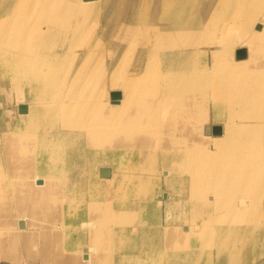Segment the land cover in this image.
<instances>
[{
  "label": "bare ground",
  "instance_id": "6f19581e",
  "mask_svg": "<svg viewBox=\"0 0 264 264\" xmlns=\"http://www.w3.org/2000/svg\"><path fill=\"white\" fill-rule=\"evenodd\" d=\"M104 1L110 3L108 16L119 20L107 31L105 66L101 54L87 78L84 66L68 65L64 89L54 95L52 81L61 77L48 70V56L60 66L63 60L91 58L98 49L90 43L91 24H83L82 35L65 49H53L80 27L83 16L76 8L82 0H0V94L9 97L0 114L8 129L0 138L8 141L0 143L11 154L0 151V186L15 191L16 202L38 201L47 221L55 215L53 226L73 224L81 242L90 232L91 264H103L101 252L110 251L106 238L117 236L129 245L128 226L150 218L162 227L160 235L169 232L168 245L180 242L179 232L164 228L161 217L173 226L189 221L180 228L188 242L207 233L211 223H226V230H210L216 256L220 263L236 257L224 232L237 231L252 215L264 217L253 210L264 196V0H210L200 13H193L198 0H153L151 16L142 4L146 20L137 16L142 0ZM138 31L136 47L128 41ZM241 48L246 55L237 58ZM112 91L120 96L113 99ZM217 124L221 134L211 135ZM151 143L159 145L158 152ZM92 144L120 149L96 153L87 149ZM60 152L68 153L71 167L60 165ZM109 159L120 170L101 163ZM100 167L110 174L101 176ZM184 185L188 197L179 196ZM84 191L89 201H75L85 199ZM253 224L264 230V222ZM251 240L244 264H253ZM62 246L74 245L68 240ZM145 255L125 252L116 260L133 264ZM84 259L78 253L77 260Z\"/></svg>",
  "mask_w": 264,
  "mask_h": 264
},
{
  "label": "rangeland",
  "instance_id": "374dc122",
  "mask_svg": "<svg viewBox=\"0 0 264 264\" xmlns=\"http://www.w3.org/2000/svg\"><path fill=\"white\" fill-rule=\"evenodd\" d=\"M209 1L210 0H198V2L196 1V5H194L193 7V13L194 12L200 13L199 8L205 5L206 3H208ZM107 2L108 1H104V0L103 1L82 0L81 5H79L76 8V13L78 15L80 14L83 16V18L80 19V27L77 28L76 26L74 30L75 32L74 31H73L74 33L70 32L68 41L66 43L62 42L61 46L56 44L55 45L56 47H54L53 49L54 50L65 49V47L68 44H70L71 41L75 42L79 38V36L82 35L84 31L83 28L85 27L86 24L88 25L91 24L93 26L94 31L90 35L92 37H89L91 38L90 43H96L98 49L92 51L91 58H85L83 52H79L81 53L80 55H83L82 60L80 61L67 60L66 62L63 60V63L60 66H57L56 64L52 63L51 55H49L48 70L54 71L55 75H59V77H61L57 81H52L53 87L56 84L57 85L52 89L51 94L60 95L61 92L63 91L64 86L66 84V81H64L66 77L62 73L65 70V68H68L67 67L68 65H70L72 68L75 69L84 66L85 71L82 72H85L87 78L93 77L92 68L97 62L98 58L101 56V54H103V58H104L103 66H105L108 58L106 59L104 52L102 51L104 50L103 48H105L109 44L111 38L110 34L107 35V31H112L111 28L114 25H117L119 22V20L117 19L118 17L108 16L109 11L107 10V8H109L110 3L108 2V4H105ZM114 3L115 2H113L112 5H114ZM142 4L146 6L149 5V15L151 16L154 9L153 0H149V1L142 0L140 5ZM144 5L140 6V12L137 15L138 19H145L144 16L141 15L142 13L141 11H143ZM149 15L146 16L147 19L150 17ZM126 16H130V14L128 13ZM83 24L84 26L83 28H81ZM130 33L133 32L130 31ZM138 36L141 37L139 31L136 32V34L133 36V40H129L128 43L135 44V46L137 47L140 42ZM60 41L62 40L57 39L54 42H60ZM117 88H121V86L119 85L117 86ZM0 97H1L0 98V114H1L3 105L9 103V97L7 92L3 93V95L0 94ZM3 115H5L7 118V116L9 115L7 110ZM39 115L42 116L43 115L42 112L39 111ZM4 121L5 119H3V116L0 115V131H1L0 133L1 134L5 133L8 136V129H5ZM209 122L210 123L213 122L212 117L209 118ZM60 128H62V126H60ZM63 128L66 129L68 127L63 126ZM38 133L40 134V130L39 129L35 130L34 133L35 134L34 138L36 139L35 142L38 139L39 136ZM211 135H212V131H211ZM159 137L162 138L161 136H158V138ZM204 138H206L205 139L206 141L209 140L208 137H204ZM2 141H8V137L5 136L3 137V139L0 138V142ZM46 142L48 143L49 141ZM82 144L84 145L83 141ZM3 145L4 143H0V151L2 152V150H4V152L7 153V156L11 155L8 148H6L5 146L2 147ZM85 146L86 145H84V147ZM150 146L154 148V150H157L156 152H158L160 148L159 145H157V143L156 144L151 143ZM87 149L88 151L90 150L96 153H103V151L104 152L107 151L109 154V153H115V151H119L120 148L112 147V146L98 147L95 144H92V146L90 145L89 147H87ZM56 156L57 159H59L60 161L59 163L62 167H68V166L71 167L74 163L68 160L69 155L66 152H60L56 154ZM34 158L36 159L37 157ZM127 159H128V154L126 155V159H123L124 164H127L129 162ZM101 163L111 165L114 167V169L120 170L117 167V165H119L118 162L115 161L114 159L112 160L109 159V161L101 162ZM5 165L7 169L9 166L8 159L6 160ZM158 173L161 179V188L162 190H164L165 189V184L163 181L164 174L161 173L160 169L158 170ZM71 175L72 177L78 176L75 173H72ZM13 177L15 176L13 175ZM187 186L188 185H184L182 192L181 194H179V196L181 195L183 197L189 196L190 188L189 186L188 187ZM84 192H86L84 194L85 199H76L75 201L77 202L83 200L85 202L89 201V193L87 191ZM16 199L17 196L15 194V191L7 190L6 192H4L2 186H0V264H91L92 252L90 248L92 246V241H91L92 234L90 232L84 238L85 241L81 242L79 240L80 235L78 233V230L75 226H73V224L72 226L64 227L62 226L63 224L61 225L62 222L61 221L58 222L57 226H53L55 215L50 214L49 220L47 221L46 210L44 211L43 214H41L40 203L38 201L24 200L22 202H16ZM261 203L260 205L258 204V206L256 207H255L256 205L255 203L253 210L257 209L256 212L258 213L263 212L262 214L264 215V196L262 197ZM212 206H208L209 208H207V211H212L213 208ZM58 211H59L58 216H60L61 211L60 210ZM160 212L162 215H166L168 210H164V211L161 210ZM258 215H252L253 218L251 221L244 220L242 222H239L238 227H240V229H236L237 231L234 230V232L231 234H227L226 233L227 231L224 232L225 233L224 235L230 237V238L228 237L227 241L229 242V245L231 244L230 248L234 252L236 251V257L234 256L235 259L234 257H231L228 260L225 258L226 260L223 263H220V261L217 259L215 238H213L215 234H210L211 233L210 230L213 227L214 228L218 227V229L223 227V229L225 228L224 230H226V227L228 229V225L226 223H221V222L219 223L214 222L215 224L211 223L212 225H210V228H208L207 233L203 234L200 238L197 239L192 238L191 241L188 242V240H184V238H181L182 232L180 231V228L181 227L185 228L184 226L188 225V223H190L189 221L176 220L177 222H175V226H173V225H169L167 221H163L162 217L160 219V222H162L161 224L163 225V227L164 228L174 227L173 233L179 232L178 240L180 242H175L172 245H168L169 242L167 240L170 239L169 232L164 234V236L160 235L161 234L160 230L162 229V227H158L157 220H155V218L154 219L150 218L144 222L140 221L134 224L132 223L130 226H128L129 232L133 234L131 237V241H129V245L128 244L126 245V241L119 240L117 236H115V238L112 236L111 237L108 236L109 238L105 239V243H106L105 246H107V248L110 249V251L108 252L102 251L101 252L102 256L100 257V259L102 258L101 260L104 261L103 264L104 263L118 264L116 260L119 257L118 255H122L125 252L138 253L141 251H145L147 252V255L141 256V260L139 261L136 260L133 264H143V263L144 264H149V263L151 264H156V263L158 264H162V263L163 264H233V263L244 264V261L246 260V258H248V256H244L245 255L244 251L246 249L245 244L246 242L248 243L250 239H252L251 240L252 245H249L251 248V250H249L248 253L249 257L252 258L253 264H264V230L263 229L255 230L253 227L254 226L253 223L256 220L264 222L263 219L264 217ZM44 216L45 218H43ZM20 220H22L23 223L22 225L19 224ZM111 223H109V225ZM133 227L137 228L135 232L133 231ZM252 229L254 232L252 231ZM26 233L31 234L32 237L26 239L27 238L25 236ZM68 240H70V243L75 247L72 246L68 249H64L62 245L67 247ZM162 247L166 252L164 254L159 255L160 253L159 251L163 250ZM78 253L84 255L85 258L84 261L77 260ZM207 253L210 254V256H207ZM189 254L191 255V258L188 257Z\"/></svg>",
  "mask_w": 264,
  "mask_h": 264
},
{
  "label": "water",
  "instance_id": "95a60500",
  "mask_svg": "<svg viewBox=\"0 0 264 264\" xmlns=\"http://www.w3.org/2000/svg\"><path fill=\"white\" fill-rule=\"evenodd\" d=\"M246 55L245 49L241 48L238 49L236 52V57L237 58H241L244 57ZM120 96V93L118 91H112L111 92V97L112 98H118ZM212 133L214 134H219L221 133L222 129L220 125H214L211 128ZM110 174L109 169L107 167H100V175L101 176H108ZM165 195V194H164ZM19 224L22 225V220L19 221Z\"/></svg>",
  "mask_w": 264,
  "mask_h": 264
},
{
  "label": "crops",
  "instance_id": "0c3cea01",
  "mask_svg": "<svg viewBox=\"0 0 264 264\" xmlns=\"http://www.w3.org/2000/svg\"><path fill=\"white\" fill-rule=\"evenodd\" d=\"M222 129V128H221Z\"/></svg>",
  "mask_w": 264,
  "mask_h": 264
}]
</instances>
